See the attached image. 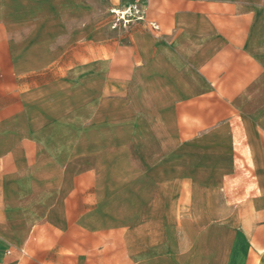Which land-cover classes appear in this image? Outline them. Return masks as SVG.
<instances>
[{
  "label": "crops",
  "instance_id": "1",
  "mask_svg": "<svg viewBox=\"0 0 264 264\" xmlns=\"http://www.w3.org/2000/svg\"><path fill=\"white\" fill-rule=\"evenodd\" d=\"M0 264H264V0H0Z\"/></svg>",
  "mask_w": 264,
  "mask_h": 264
},
{
  "label": "built area",
  "instance_id": "2",
  "mask_svg": "<svg viewBox=\"0 0 264 264\" xmlns=\"http://www.w3.org/2000/svg\"><path fill=\"white\" fill-rule=\"evenodd\" d=\"M111 14L124 24H127L133 20H142L143 18V11L140 10L136 5H127L121 10H111Z\"/></svg>",
  "mask_w": 264,
  "mask_h": 264
}]
</instances>
